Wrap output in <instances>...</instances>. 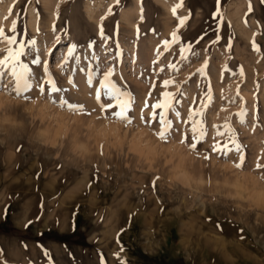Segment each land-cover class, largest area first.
<instances>
[{
  "label": "rangeland",
  "instance_id": "rangeland-1",
  "mask_svg": "<svg viewBox=\"0 0 264 264\" xmlns=\"http://www.w3.org/2000/svg\"><path fill=\"white\" fill-rule=\"evenodd\" d=\"M180 3L0 0V264H264V0Z\"/></svg>",
  "mask_w": 264,
  "mask_h": 264
},
{
  "label": "snow or ice",
  "instance_id": "snow-or-ice-1",
  "mask_svg": "<svg viewBox=\"0 0 264 264\" xmlns=\"http://www.w3.org/2000/svg\"><path fill=\"white\" fill-rule=\"evenodd\" d=\"M183 4H182V0H181V3L179 5H177V7H182ZM173 14L175 15V7L173 8ZM185 21L183 19H181V24H183ZM12 31L15 32V22H13V28H12ZM102 31V30H101ZM173 38H175L176 36V33L173 32ZM0 38H3L4 40H6L9 44H13V43H16V38L15 36H12V37H9V36H6L3 32L2 29H0ZM168 42H165V46H167ZM254 48H255V45H254ZM258 50V49H257ZM183 51V49H182ZM22 54V49L21 51H18L16 52L14 55L11 51V49H9V57L14 60V61H19V58ZM9 57H6L4 60H0V66H4V67H7V60ZM36 62V61H34ZM16 67L17 65L14 63L13 64V71H12V74H13V77L15 78V91L16 93L19 95L22 91H26L28 89L31 88V83L29 81V79L27 78L26 76V72H27V66L26 65H19L21 71H17L16 70ZM50 85H51V88L50 90L52 92H57V91H60V89H58L56 86H55V83L54 82H49ZM170 83V81H165L164 84H165V87H167V85ZM101 88L105 90V94L106 95H109V96H118L119 95V90L116 89L112 84L111 82L109 81V76L108 74H106L104 76V80L103 82L101 83ZM165 96L167 97L168 94L165 93ZM64 103H67L66 101ZM117 104H118V107H119V111L115 113L116 116H118L119 118L121 119H127L126 117V112L128 111L129 107H130V104H131V98L127 99V100H124V101H120L119 99L117 100ZM169 105H168V102L165 100L164 102H158L157 104H155L153 107L154 108H158V109H165L167 108ZM68 107L70 110H77L79 108V106L77 105H71V104H68ZM194 116H202L203 113L201 112H194L193 113ZM203 121L201 120L200 121V124H202ZM162 124H165L166 125V122H162ZM196 131V129L194 128V132ZM200 134L201 136L204 135V130L203 128L200 129ZM220 134V133H218ZM165 135H166V131L165 130H162L160 133H159V136L161 139H164L165 138ZM193 147H195V145H192ZM214 150H227V144H224L221 146L220 149H217L215 146H214ZM241 165H237V167H240ZM257 167H260V165L258 164Z\"/></svg>",
  "mask_w": 264,
  "mask_h": 264
},
{
  "label": "bare ground",
  "instance_id": "bare-ground-1",
  "mask_svg": "<svg viewBox=\"0 0 264 264\" xmlns=\"http://www.w3.org/2000/svg\"><path fill=\"white\" fill-rule=\"evenodd\" d=\"M8 5V4H7ZM131 10H133V9H131ZM130 10V11H131ZM5 8H1L0 9V16L1 15H3L4 13H5ZM135 11V10H134ZM92 12H93V8L92 7H89L88 9H87V14L91 17L92 16ZM31 13V17L29 18L30 20H29V23H33V21H34V19H35V15H34V13H33V11H31L30 12ZM126 18H127V14H126Z\"/></svg>",
  "mask_w": 264,
  "mask_h": 264
},
{
  "label": "trees",
  "instance_id": "trees-1",
  "mask_svg": "<svg viewBox=\"0 0 264 264\" xmlns=\"http://www.w3.org/2000/svg\"><path fill=\"white\" fill-rule=\"evenodd\" d=\"M0 229H2V227L0 226ZM7 230V229H6ZM9 230V229H8ZM12 230V229H11ZM17 231V230H16ZM17 232H21V231H17Z\"/></svg>",
  "mask_w": 264,
  "mask_h": 264
}]
</instances>
